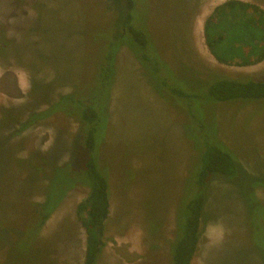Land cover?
I'll return each mask as SVG.
<instances>
[{"label":"rangeland","instance_id":"1","mask_svg":"<svg viewBox=\"0 0 264 264\" xmlns=\"http://www.w3.org/2000/svg\"><path fill=\"white\" fill-rule=\"evenodd\" d=\"M114 1L117 7L111 0H0V51L4 48L6 58L10 56L7 66L0 62V120L3 109L18 111L43 103L39 92L29 94L31 77L43 84L52 77L55 83L59 81L54 98L81 85L84 90L94 85L90 67L102 53L95 56L97 34L93 33L111 27V32L99 36L103 43L119 33L121 24L115 21L114 9L117 15L121 0ZM136 1L133 22L147 33L152 48L166 62V75L175 73L178 88L197 90L199 80L207 75L264 78V62L251 67L224 66L208 52L205 21L229 0ZM238 1L264 10V0ZM20 45L19 55L12 52ZM24 61L35 66L34 75H29ZM201 71L206 74L200 75ZM115 72L98 147L99 162L112 188L106 246L98 264H169L170 241L185 204L196 195L192 178L205 137L230 150L242 174L232 182L222 176L210 181L193 264H264V232L254 236L250 229L263 213L256 201L264 203V101L199 106L197 112L205 110L207 128L203 130L167 91L159 90L127 46L119 49ZM25 94L23 99L18 97ZM78 128L72 118L57 113L34 124L10 147L20 159L34 157L39 165L50 160V170L41 172L39 185L25 195L33 204L44 200L48 188L43 179L48 170L57 181L56 166L71 156L73 167L80 164L75 145ZM51 149L54 154L45 155ZM11 156L6 164L2 163L5 153L0 155V264H83L86 235L77 207L88 189L72 190L36 241L26 243L31 229L25 226L30 218L22 190L31 188L29 168L19 169Z\"/></svg>","mask_w":264,"mask_h":264},{"label":"trees","instance_id":"2","mask_svg":"<svg viewBox=\"0 0 264 264\" xmlns=\"http://www.w3.org/2000/svg\"><path fill=\"white\" fill-rule=\"evenodd\" d=\"M111 3L117 7L114 0H111ZM137 4L139 2L137 3L136 0H121V6L118 4L121 10L117 15V9H114L115 21L117 22V18L121 24L115 38L105 40L104 43L99 40L101 34L111 32V27L107 26L99 29L97 33H93V35L97 34L94 40L98 46L95 56L102 54H100L99 62L96 60L95 66L90 67L91 76L89 78L94 82L90 89L84 90L81 85V88L75 87L71 93L59 94L54 98L56 95L53 94V90L59 81L55 83V79L52 77L49 83L43 84L34 81V78L31 77L29 94L31 91L39 92L43 97V103L31 108H19L18 111L13 109L14 107L3 109V118L0 120V155L5 153V162L2 163L7 164L10 160L8 157L12 155L11 159L13 158L19 169L29 168L27 179L31 182V188L22 190L28 210L26 215L30 218L25 226L27 229H31L25 239L26 243L36 241L47 220L72 190L79 186L88 189L86 198L77 207V216L86 235L83 264H98L106 246L105 227L110 217L112 188L108 173L99 162L98 147L108 118L107 103L116 73V56L122 46H127L133 51L143 69L156 81L159 90L167 91L175 102L188 115H191L190 119L194 123L198 122L203 130L207 128L203 122L205 110L197 112L196 108L199 106L209 103L264 101V78L205 75L204 79L199 80L197 90L185 91L175 86V73L170 71V76L166 75L164 68L167 65L166 62L162 59L159 51L152 48L154 44L147 33L142 27L140 29L135 26L133 22ZM123 30L126 33H123ZM203 37L209 54L218 64L238 67L259 65L264 62V10L255 4L229 0L216 7L206 19ZM24 46L27 50V46ZM20 49L22 46L17 49L14 47L12 52L19 55ZM6 51L4 48L0 51V62L7 66L9 62L6 63V61L10 56L6 58ZM42 57L45 56L42 54ZM22 64L30 76L34 75L37 70L34 65L26 61ZM204 74H206L205 71H201L200 75ZM26 95H18V97L23 99ZM45 104L47 105L43 108L42 106ZM57 113L65 114L78 124L75 145L76 148L79 147L77 154H81V159L80 164L76 167L72 166V156L67 163L56 166L57 181H54L55 173L52 176L49 171L50 160L48 158L45 159L46 162L44 160L43 164L39 165L38 160L34 157L30 159L18 158L17 150L10 152V147L22 133L34 124ZM26 114L27 116H25ZM202 142L201 154L198 153V164L192 178V188L195 189L196 195L185 204L177 233H174V237L170 241L169 264H193L201 243L202 216L205 213L206 191L210 181L214 177L222 176L232 182L242 174L236 158L224 145L211 141L207 137L202 139ZM56 149L58 148H54L55 151ZM54 150L51 149L45 155H53ZM47 168L49 170L43 180L48 190L42 195L43 202L33 204L25 195H28L27 193H30L32 188L39 185L37 178L41 172L45 174ZM55 196H58L57 201L49 205ZM254 199L257 200L256 197ZM256 202L262 208L263 213L256 222L253 221L250 224L254 236L258 235V232H264V203L258 200ZM259 220L261 221L259 222Z\"/></svg>","mask_w":264,"mask_h":264}]
</instances>
